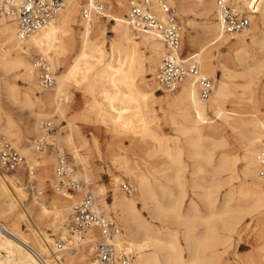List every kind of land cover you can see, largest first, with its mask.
<instances>
[{
    "label": "bare ground",
    "instance_id": "obj_1",
    "mask_svg": "<svg viewBox=\"0 0 264 264\" xmlns=\"http://www.w3.org/2000/svg\"><path fill=\"white\" fill-rule=\"evenodd\" d=\"M96 1L85 0V5L93 6ZM168 1L183 19L189 6L205 16L198 30H192L188 19L184 20L187 27L183 30L187 32L190 47L196 48L187 51L185 56L194 57L202 72L212 76L216 82L209 99L200 97L197 82L191 77L186 78L168 96L157 94L156 70L166 51L165 44L155 34L140 32L139 39L135 38L125 16L128 11L125 0H115L112 13H108L115 22L112 27L114 36L110 40L102 16L93 14L89 19H84L81 15L78 19L81 0H69L55 19L25 39L19 37L14 19L0 17V68L3 70L0 88L3 86L7 91V99L31 109V120L18 131L12 129L15 124L11 114L5 112L6 119L3 121L0 113V134L9 139L15 137L16 143L10 140L26 156L28 164L34 168L42 167L40 173L43 179L48 177L54 157L47 155L46 150L37 151L35 147L36 139L43 133L41 123L47 117L67 116L73 98V91L70 90L72 81L89 75L95 64L106 56L105 44H110L116 53L114 63L122 68L112 63L100 67L98 94L105 106L123 113L117 118L130 134L138 139L151 140L152 145L145 149L147 155L160 153L170 158L169 168L174 170V175L165 179L176 184L180 194L176 203L169 205L167 201L172 196L170 186L159 183L157 177L151 179L139 164L130 166L125 156L113 155L112 163L133 177L136 192L133 195L121 192V177L114 175L109 186H93L97 209L109 214L106 196L108 191H112L115 215L124 228L122 239L138 250L136 264H233L226 258V250L232 244L233 237L238 234L242 239L239 228L243 221L264 210V177L259 174L258 162V156L264 153V112L260 109L264 105V0L259 1L257 12L252 16V25L234 36L222 33L215 0ZM157 11L162 15L159 9ZM232 39L235 41L230 44ZM228 44L232 48L228 61L235 69L215 53ZM252 45L256 47L254 51ZM181 51L184 52L183 44ZM34 54L43 55L50 61L55 78L52 88L43 90L39 86L38 70L32 61ZM69 55L72 61H69ZM218 70L223 72L220 77L217 76ZM148 71L153 74L151 81H148ZM18 78H22L26 84L22 97L17 89ZM239 78L242 81L236 80ZM255 85L260 87L259 97L254 94ZM238 87L241 88L240 94ZM230 98L232 103L242 106L241 109L227 108L225 103ZM155 104L165 111L175 130L180 133L175 137L174 153L163 144L165 135L159 131ZM88 107L95 115L96 122L108 123L95 95L88 101ZM65 127L61 128L60 135L69 144H74V156L82 170L81 176H76L89 183L93 178L85 157L75 145V134L80 136V141H84L82 133L72 121L66 134H63ZM227 129L242 140L241 168L244 180L240 185H231L223 194L222 188L233 180L239 157L232 152H221L215 163L214 150L203 149V141L214 139L218 142L217 147H224L227 145ZM32 134L38 135L35 140L31 139ZM181 137L184 144H180ZM185 147H188L187 150ZM185 150L191 158H198L193 173L206 171L205 165H211L214 175H221L212 179L204 177L203 180H207L204 185H200L196 179L192 180L193 189H203L194 194L200 198L206 213L201 211L195 199H191L186 211L180 209L186 196V178L182 175L186 167L182 162ZM26 189V186L17 184L11 175L0 173V264H88V256L94 250L91 247L89 253L84 251L91 245L89 239H85L80 247L77 245L78 249L83 247L82 252L78 250L81 253L77 251L76 254L67 255L60 263L59 259L68 251L54 250V239L37 226L44 223L59 230L61 237H67V226H63V222L70 210L69 203L76 202V196L54 186V201L49 206L34 191L28 193ZM86 189L89 188L86 186ZM58 191L67 198L59 196ZM23 200H28L27 204H23ZM138 201L153 218L169 219L173 215L178 222L186 225L182 234L185 246L180 243L176 232L154 227L144 217ZM17 204L22 206L21 211L17 210ZM27 220L35 226L28 225L29 233L23 228ZM198 221L205 225L200 233L194 229ZM254 237L257 240L255 248L258 260L253 259L252 252H248L236 264H264V234L260 231L257 238L256 234ZM185 249L189 253L186 260L183 257Z\"/></svg>",
    "mask_w": 264,
    "mask_h": 264
},
{
    "label": "rangeland",
    "instance_id": "obj_2",
    "mask_svg": "<svg viewBox=\"0 0 264 264\" xmlns=\"http://www.w3.org/2000/svg\"><path fill=\"white\" fill-rule=\"evenodd\" d=\"M101 1L106 5L107 8V14L112 13L113 7L112 3L115 0H97ZM126 4L128 3V0H125ZM85 5V0H81V6H80V12L78 19L81 17V10L83 6ZM172 6V5H171ZM173 7V6H172ZM192 7V8H191ZM175 10V13L177 15L179 25L181 28L182 32V44L184 47V52L183 54H186L187 51H193L196 48L190 47L189 41H188V35L186 30L184 31L183 29L187 27L186 22L184 20L188 19L191 21V28L193 31L198 30L201 25L203 24L205 20V16L201 12H198L196 8L193 6L188 7V13L185 19L181 18L180 15L178 14V11L176 10L175 7H173ZM191 8V9H190ZM194 8V9H193ZM125 12V8H124ZM196 12V13H195ZM200 13V14H199ZM197 14V15H196ZM190 15V16H189ZM199 15V16H198ZM201 15V16H200ZM126 16V13H125ZM188 17V18H187ZM196 19V20H195ZM203 22H202V21ZM103 24L106 26V31H107V38L110 40L114 36V32L112 30L113 24L115 23L109 16L107 17H102ZM198 21V22H197ZM185 22V23H184ZM199 23V24H198ZM132 32L135 35L136 39H139L138 36H140V32L134 31L132 29ZM235 40L232 39L230 44L233 43ZM230 44L222 46L219 50V52L215 53L218 55L219 58H222L225 60L226 64L235 69V66L233 67L232 64L229 63V58L230 54L232 53V48L230 47ZM255 45H252V51H254ZM105 52L106 56L102 59L99 60L95 64L94 70L87 75L86 77L79 78L78 81H72V88L70 89L73 91V98L72 101L70 102L71 108L65 118H60L59 116H55L54 118L50 119L49 117L43 119L42 123L44 121H51L53 122V129L49 133V141L54 144L53 147H58L65 149L70 157L71 162L75 166L76 174L78 176H81L82 170L80 168V165L78 164L77 159L74 156L73 152V147L74 144L71 145L69 142L60 135L61 128L66 126L62 131L63 134H66V131L68 130V124L70 121L74 122L77 126V129H79L82 133V137L84 138V143L80 141V136L78 134H75V145L77 144L79 147V151L81 154L85 157L86 159V164L88 166V169L90 171V175L93 178L89 183H87L84 179H82L85 183V185L91 190L94 185H105L109 186L111 179L114 175H119L121 177V182L122 183H127L131 187V192L129 195H133L135 191V183L133 180L132 176H129L126 172L125 169L120 168L115 166L112 163V156L113 155H123L129 160L130 166H136L139 164L140 169L144 172H146L151 179L154 177H157L160 181L159 183H163L166 186H170L172 189V196L171 199L168 202L169 205L176 203L177 197L180 194V190L177 188L176 184H174L172 181H168L165 179L166 177H169L171 175H174V170L169 168L171 160L170 158L165 155V154H160L157 153V155H152L149 156L146 154V148L150 147L152 145L151 140H143V139H138L130 132L128 129H126L121 123L120 120L117 117L122 116L121 111L115 112L112 108L109 106H105L104 100L101 99V97L98 94V85H99V78L98 74L100 72V67L102 65H106L108 63H112L116 66H118L120 69L122 68L121 65H118L117 63L115 64L114 61L116 59V53L112 49L110 44H105ZM35 55V54H34ZM33 57V56H32ZM69 61H72L70 59L69 55ZM217 62V60H215ZM158 68V67H157ZM157 71V70H156ZM58 72V71H57ZM204 73V72H203ZM222 70L217 71V76H221ZM205 74V73H204ZM153 74H151L149 71L147 72V77L148 81H151V77ZM38 77V75H37ZM213 78L212 76H209ZM3 78V70L0 68V82L2 81ZM214 80V78H213ZM237 81H242L241 78L236 79ZM2 83V82H1ZM216 84L214 80V85ZM25 82L22 80V78L17 79V89L20 92V96L22 97V92L25 88ZM3 88V89H2ZM0 113L2 116V120L4 121L6 119L5 117V112H8L11 114L12 119L14 121V126L13 130L18 131L22 126H24V123L30 121L29 115L31 113V109L29 107H23L24 105L21 103H18L17 101H10L7 99V91L4 89L3 86L0 88ZM78 89V90H76ZM6 92V93H5ZM157 94H163L165 96H168L170 92L163 93L161 91L156 90ZM238 94L241 92V88L238 87ZM254 94L256 97H259L261 94L260 87L258 85H255L254 89ZM42 93V92H40ZM39 93V94H40ZM92 95H95L97 104L100 108H102L103 114L106 116L108 123H99L96 122L95 120V115L93 112H91L90 108L88 107V101L91 100ZM7 102V103H6ZM226 107L231 109H241L242 106H238L237 104H234L231 102V98L225 103ZM22 106V107H21ZM155 114L157 115V122L159 125V131L164 134L165 136L163 137L162 141L163 144L166 148H169L172 153H174L175 149V137L180 136V133L177 132L174 128V125L171 121V119L168 117V115L165 114L164 110H161L158 104H155ZM260 109L262 112H264V105L260 106ZM210 116H213L212 113H210ZM50 119V120H49ZM41 123V124H42ZM66 123V124H65ZM18 135V134H17ZM52 135V136H51ZM31 139L35 140L37 138V134H32L30 135ZM225 137L227 140V145L224 147H217V141L214 139H205L203 141V149H212L214 150V160L215 163L218 160L219 155L221 152H232V154H235L239 157V164L238 167L236 168L235 175L233 176V180L230 184L225 185L222 188V193L225 194L231 185H240L242 183V180H244V174L242 171V156H243V148H242V140L241 138L234 137L232 132L227 129L225 132ZM13 138V139H12ZM10 137V139L16 143V138L15 137ZM231 142V143H230ZM22 144V140L20 142ZM180 144H184V138H180ZM51 147L46 149V154H52L54 157V161L50 167V172L49 176L43 179L40 170H42V167L34 168L36 170L35 175L32 177V179H36V185L43 189L45 191L44 196L42 197L43 200H46L47 205L52 206L53 201H54V195H55V190L54 186H58V182L55 179L54 176V166L56 163V151L55 149ZM186 148V147H185ZM188 148V147H187ZM186 148V150H187ZM183 152L182 155V162L186 165L184 171L182 172V175L185 176L186 178V196L184 198V201L182 205L180 206V209L182 211L187 210V205L191 201V199H195L196 202L199 204V208L203 213H206L205 207H203L200 198H198L197 195L194 194L195 191H202V188H197L193 189L192 188V180H195L200 184L204 185L207 183V180H203L204 177L207 179H212L214 176L215 178H219L221 175L215 174L213 172V166L211 165H205V170L199 172L197 174L193 173L195 169V163L198 160V158H191L187 151ZM38 154H41L40 152ZM148 160V161H147ZM184 160V161H183ZM144 163V164H143ZM167 172V173H166ZM1 173V172H0ZM2 174V173H1ZM11 177L14 178L15 182L19 184L20 186H26L27 187V192L31 193L34 190H31L28 185H27V176L25 174V170L19 171L17 173L9 174ZM223 175V174H222ZM209 177V178H208ZM121 182H120V191L125 193V191L121 188ZM59 188V186H58ZM64 191V190H63ZM59 192V191H58ZM35 193V191L33 192ZM59 196L65 197L61 192H59ZM94 194V192H92ZM108 195L106 196V202L108 205V210L109 214L106 212H103L104 214L114 216L121 227L123 228L121 221L118 219V217L115 215L114 211V201H113V195L112 191H108ZM32 195V194H31ZM76 196V201L81 198L80 194H74ZM95 196V195H94ZM197 196V197H196ZM67 198V197H65ZM96 198V196H95ZM28 200H23V204H27ZM172 201V202H171ZM99 203V202H98ZM69 211L66 213V220L63 222V226L68 227L71 222V213H72V206H73V201L69 203ZM138 206L142 210V213L146 219H148L151 223H153V226L156 228H162V230L167 229L166 231L169 232H176L177 236L179 238V241L182 245L185 246V240L182 236L183 230L186 228V225H184L182 222H178L173 215L169 219L166 218H153L148 211L143 209V205L140 201H138ZM100 207V203H99ZM17 210L21 211L22 206L17 204ZM248 221V222H247ZM250 222V224H248ZM28 225L35 228L32 223H29L27 220L23 224V228L26 232H30ZM37 225V224H36ZM41 230H44L47 234H49L53 239L54 242L59 240L61 238V232L59 230H55L52 227H48L44 223H39L37 225ZM197 233L202 232L205 229L204 222L198 221L197 226L194 228ZM253 229V230H252ZM124 231V228H123ZM239 231L241 232V237L240 239L239 235L236 234L233 237V242L228 247L226 250V258L227 260L230 261V263L236 264L239 263V261L246 255L248 252H252L253 259L258 260V252L255 248L256 246V239H255V234L257 238L258 232H262L264 234V210L260 214L255 215L253 218H247L243 223L240 225ZM69 234V232H68ZM68 234H66L68 236ZM165 238L166 236L163 235ZM91 247H93V244L90 246H87L84 248L85 252H88L91 250ZM81 249V250H80ZM83 247L79 248L78 250L82 252ZM77 250V251H78ZM68 253H65V255L59 259V262L62 263V261L65 260L67 255H73L76 254V250H66ZM74 251V252H73ZM78 251V252H79ZM79 252V253H81ZM164 252V251H163ZM49 253V252H48ZM93 254L94 251L90 252L89 258H88V264L93 259ZM184 259H188L189 253L187 249L184 250L183 254ZM162 258V257H161ZM242 262V261H241ZM241 264H246V263H241Z\"/></svg>",
    "mask_w": 264,
    "mask_h": 264
},
{
    "label": "built area",
    "instance_id": "obj_3",
    "mask_svg": "<svg viewBox=\"0 0 264 264\" xmlns=\"http://www.w3.org/2000/svg\"><path fill=\"white\" fill-rule=\"evenodd\" d=\"M260 0H215L217 19L222 33L234 36L252 25V16L257 12ZM69 0H0V17H11L17 23L18 35L25 39L41 29L66 7ZM162 15H159L158 10ZM106 5L96 1L93 6L84 5L81 15L89 19L93 14L107 17ZM127 19L137 32L155 34L162 39L166 51L156 71L158 91L172 92L188 77L194 78L202 99H209L213 92V78L204 74L194 57L182 53V32L174 8L168 0H128ZM38 70V83L44 90L55 84L54 71L50 61L43 55L32 58ZM52 121L41 124L43 133L35 141L37 151L54 146L49 141ZM56 151L54 174L59 188L81 198L72 206L68 236L53 244L57 252L78 250L85 239L93 244L92 264H136L138 250L122 239L123 228L114 216L97 209L94 194L86 189L85 182L78 178L75 166L65 149L53 147ZM259 174L264 177V153L258 156ZM25 170L27 185L39 199L45 191L31 179L36 170L28 164L26 156L5 135L0 134V172L13 174ZM121 188L130 193L131 187L122 183ZM86 189V190H85ZM46 202V200H44Z\"/></svg>",
    "mask_w": 264,
    "mask_h": 264
}]
</instances>
